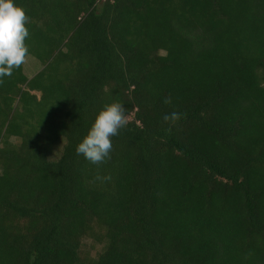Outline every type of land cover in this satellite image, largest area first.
Wrapping results in <instances>:
<instances>
[{
	"label": "trees",
	"instance_id": "obj_1",
	"mask_svg": "<svg viewBox=\"0 0 264 264\" xmlns=\"http://www.w3.org/2000/svg\"><path fill=\"white\" fill-rule=\"evenodd\" d=\"M15 5L39 71L0 82V264H264V0Z\"/></svg>",
	"mask_w": 264,
	"mask_h": 264
},
{
	"label": "clouds",
	"instance_id": "obj_2",
	"mask_svg": "<svg viewBox=\"0 0 264 264\" xmlns=\"http://www.w3.org/2000/svg\"><path fill=\"white\" fill-rule=\"evenodd\" d=\"M27 23L25 10L15 5V0H0V82L5 77H11L14 69L19 68L29 55V48L25 43L29 37ZM165 103H171V99ZM180 119L181 114L176 111L164 117L165 122L173 124ZM126 126L124 106L120 102L105 105L77 145V155L94 165L103 163L110 158L112 137L117 136Z\"/></svg>",
	"mask_w": 264,
	"mask_h": 264
},
{
	"label": "rangeland",
	"instance_id": "obj_3",
	"mask_svg": "<svg viewBox=\"0 0 264 264\" xmlns=\"http://www.w3.org/2000/svg\"><path fill=\"white\" fill-rule=\"evenodd\" d=\"M28 60L26 62H24V73L29 77H33L36 73V71H39V69L37 70V68L35 67L36 65H39V62L37 60H35L32 57H28ZM35 72V73H33ZM39 96V94H38ZM62 145H58L57 147H55L52 151V158H56L58 153L60 152Z\"/></svg>",
	"mask_w": 264,
	"mask_h": 264
}]
</instances>
